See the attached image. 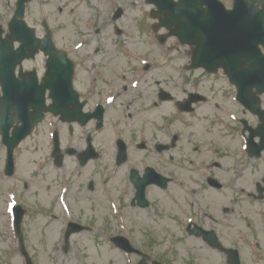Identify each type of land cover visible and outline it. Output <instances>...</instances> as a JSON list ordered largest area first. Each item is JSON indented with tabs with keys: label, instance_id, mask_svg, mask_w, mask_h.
Instances as JSON below:
<instances>
[{
	"label": "flooded vegetation",
	"instance_id": "af4514ba",
	"mask_svg": "<svg viewBox=\"0 0 264 264\" xmlns=\"http://www.w3.org/2000/svg\"><path fill=\"white\" fill-rule=\"evenodd\" d=\"M115 3L69 0L72 30L61 33V26L55 29L53 20L44 18L41 0H0V42L42 39L47 30L51 37L72 35L68 45L57 46L74 66L73 94H68L65 85L50 83L58 75L48 74L49 62L59 60L42 50L34 56L28 52L16 66L14 59L0 65V101L7 87L13 99L6 113L12 123L0 128V239L18 254L20 238L27 253L49 246L65 251L79 236L91 244L88 213L107 208L125 221L123 209L149 210L159 202L157 196H167L171 217L182 221L188 264H264L261 121L240 106L242 115L226 131L238 160H231L225 136L217 143L210 132L182 135L179 117L195 115L209 102L190 76L189 46L172 38L158 41L153 28L75 29L74 19L98 22L135 8L130 2L122 11ZM147 6L150 15L153 9ZM135 37L143 39L135 42ZM171 52L189 59L181 87L161 81L157 72L170 65ZM195 93L207 102L186 104ZM164 104L175 110L169 119L156 112ZM78 114L80 122L65 121ZM85 117L89 121L82 125ZM129 233L113 237L132 244ZM138 249L122 254L124 264L175 260L155 259L151 248Z\"/></svg>",
	"mask_w": 264,
	"mask_h": 264
},
{
	"label": "rangeland",
	"instance_id": "374dc122",
	"mask_svg": "<svg viewBox=\"0 0 264 264\" xmlns=\"http://www.w3.org/2000/svg\"><path fill=\"white\" fill-rule=\"evenodd\" d=\"M115 2V5L122 10L123 6L130 4V2L135 4V8L131 6L128 10L125 9L121 19H103V21L95 22L94 26L83 19L81 22H75L74 19L75 29L78 32H84L85 30L92 32L93 27L102 26L101 28H103L107 25L103 31L113 32L114 28L118 31H126L148 29L150 27L152 21L147 15L148 6L146 7L143 4V0H115ZM221 2L226 7L229 6V0H221ZM41 4L44 10V18L50 17L49 19L50 21L53 20L55 29L61 26V33L71 32L69 0H41ZM68 38L72 39V35L54 37V41L61 45H68ZM142 39L135 37L134 41L137 42ZM169 58L170 65L161 66L157 72L160 73L161 81L174 80L178 87H181V83L184 81L183 78L188 74L185 73L183 65L188 63L189 59L186 56L182 57L181 54L178 57L177 52H171ZM190 76H192L194 85H201V93L208 95L209 102L200 106L195 115L179 117L181 120V134L191 133L197 135L210 132L217 143L225 136L223 140L225 145L231 146V160H238L234 154L236 150L231 143L233 138H229L231 136L228 137V134H226V131L234 125L232 121L243 113L234 100L235 90L220 73H217L216 76H209L197 70L193 74L191 73ZM178 91L176 96L178 99H182L184 94L180 89ZM262 104L264 107V96H262ZM174 111L170 105L164 104L156 112L159 116L162 115L165 119H169ZM175 125L176 127L173 129L178 130V123H175ZM235 177L234 175V179ZM235 183L241 185L239 181H235ZM158 197L155 200H159V202L154 203L149 210L130 211L127 208L123 209L121 215L125 217V221H120V215L116 214L115 211H109L104 207H102L105 209L102 213L100 210H97L95 214L88 213L89 225L92 227L90 231L91 244L85 241L88 238L83 235L85 237H83V240L79 236L75 239L76 244L69 247L65 252L59 247L53 249L49 246L46 250L28 252V254L33 258V264H124L122 253L112 246L107 238L128 230L130 231L128 237L131 238L133 247L151 248L154 251L153 258L155 259L161 257V260L169 261L170 257L175 258L169 264H188L187 253L189 250L187 241L182 234L183 228H180L183 226L182 221L177 220L175 215L171 217L170 212L173 207L172 203L166 199L167 196H162L160 199ZM57 236L58 233L54 236V239H57ZM53 242L57 244V241ZM8 247L7 240L1 238L0 264H23L21 255L17 252H10ZM201 262L202 260L198 263L202 264Z\"/></svg>",
	"mask_w": 264,
	"mask_h": 264
},
{
	"label": "water",
	"instance_id": "95a60500",
	"mask_svg": "<svg viewBox=\"0 0 264 264\" xmlns=\"http://www.w3.org/2000/svg\"><path fill=\"white\" fill-rule=\"evenodd\" d=\"M149 1L158 8L153 18L159 21L161 27L170 30L169 36H176L181 43L195 46L192 68H207L214 73L219 67L223 68L227 78L238 89L237 100L251 112L258 113L263 121L264 113L260 112L259 101L251 91L256 88L258 94L264 92V56L259 50L260 45L264 47V0H235L232 10L224 9L217 0ZM49 40V37L46 38L45 49L53 51ZM18 41L24 42L23 48L17 52L23 54L28 48V41ZM0 54V63L3 64L11 54L10 47H2ZM62 70L68 75L56 82L66 81L70 90L71 64L65 63L61 68L51 65L50 68L53 73ZM10 96V92H6L2 98L0 127L10 118L6 116L13 102ZM261 129H264V124ZM115 245L129 250L125 240L117 239Z\"/></svg>",
	"mask_w": 264,
	"mask_h": 264
}]
</instances>
